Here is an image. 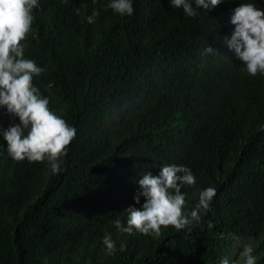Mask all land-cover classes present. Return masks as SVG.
Returning a JSON list of instances; mask_svg holds the SVG:
<instances>
[{
	"label": "trees",
	"instance_id": "1",
	"mask_svg": "<svg viewBox=\"0 0 264 264\" xmlns=\"http://www.w3.org/2000/svg\"><path fill=\"white\" fill-rule=\"evenodd\" d=\"M110 2L33 9L25 58L45 69L33 85L77 135L58 174L47 159L14 161L4 132L19 118L0 106V264H243L246 245L264 264V75L242 71L225 44L234 10L264 0H222L195 17L171 0H132V16ZM171 165L196 178L181 189L185 214L208 187L212 210L191 231L117 230L140 207L142 175Z\"/></svg>",
	"mask_w": 264,
	"mask_h": 264
},
{
	"label": "clouds",
	"instance_id": "2",
	"mask_svg": "<svg viewBox=\"0 0 264 264\" xmlns=\"http://www.w3.org/2000/svg\"><path fill=\"white\" fill-rule=\"evenodd\" d=\"M193 2L195 8L193 7ZM222 0H171V5L182 8L188 17L197 15L196 9L211 10ZM38 0H0V106L19 118V123L4 132L8 155L17 162H49L51 172L58 174L62 157L67 155L70 143L77 132L66 121L49 108V99L42 97L33 85V77L40 76L45 69L25 58L23 41L27 39L33 22V9L38 8ZM108 8L121 16H132V0H111ZM79 10H77V13ZM96 13L87 17L88 23L95 22ZM231 23L235 29L231 38H225L226 46L235 52L242 61L243 69L249 76L264 75V10L253 3H242L234 10ZM206 53H212L209 46ZM196 178L185 166H163L159 175L147 172L138 181L140 190L134 196L139 208L129 206L127 226L119 219L113 221L114 227L129 235L134 231L143 235L159 237L162 228L173 227L177 231L188 229L199 223L201 213L210 212L216 189L208 187L199 193L196 206L186 215L184 186H193ZM141 197L144 202L141 204ZM108 255L116 252V243L111 234L103 237ZM121 251L124 245H121ZM254 249L246 245L241 253L243 264H257ZM221 264H229L227 258Z\"/></svg>",
	"mask_w": 264,
	"mask_h": 264
},
{
	"label": "bare ground",
	"instance_id": "3",
	"mask_svg": "<svg viewBox=\"0 0 264 264\" xmlns=\"http://www.w3.org/2000/svg\"><path fill=\"white\" fill-rule=\"evenodd\" d=\"M63 58V57H62ZM64 59V58H63ZM71 61V60H70Z\"/></svg>",
	"mask_w": 264,
	"mask_h": 264
},
{
	"label": "rangeland",
	"instance_id": "4",
	"mask_svg": "<svg viewBox=\"0 0 264 264\" xmlns=\"http://www.w3.org/2000/svg\"><path fill=\"white\" fill-rule=\"evenodd\" d=\"M231 264V263H230Z\"/></svg>",
	"mask_w": 264,
	"mask_h": 264
}]
</instances>
